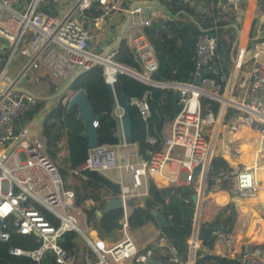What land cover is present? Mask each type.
I'll return each mask as SVG.
<instances>
[{
  "label": "built area",
  "instance_id": "2783aa9c",
  "mask_svg": "<svg viewBox=\"0 0 264 264\" xmlns=\"http://www.w3.org/2000/svg\"><path fill=\"white\" fill-rule=\"evenodd\" d=\"M244 1L223 0L228 9H236ZM93 3L103 11L92 20V28L96 32L112 22L109 15L113 10L130 16L133 33L126 42L140 59V71L116 62L117 46L104 50L91 46V25L85 27L83 23L86 21L85 11ZM143 14L142 3L121 7L119 0H0V42L10 46L6 59L0 58L3 63L0 69V218L3 221L0 241L8 240L6 229L9 225L14 226L18 233L34 234L39 240L34 249L11 248L12 254L25 255L35 264H74L73 256L59 245V240L69 231L78 232L90 249L79 251V264H146L154 259L157 248L161 246L167 250L166 264H193L195 251L200 245L197 238L198 208L196 225L187 238L188 259L184 261L163 236H159L152 247L139 249L127 235L125 215L121 221L124 237L118 241L108 243L92 234L83 209L74 204V190L61 174L60 162L46 152L42 138L17 125V120L37 102L33 93L22 88L21 81L28 71L41 66L47 68L53 77L67 79L75 70L80 72L101 65L105 82L111 86L117 81L118 74L128 73L145 84L178 91L181 109L171 122L168 135L160 140L151 135L147 137L150 144H159L147 151V157L137 156L132 162L131 154H121L99 144L88 147L85 161L78 170L70 171L75 174L85 169L100 174L110 169L124 171L125 178L122 176L118 181V197L122 200L123 210L128 199L133 197L136 200L146 194L140 191L142 179L165 177L174 185H186L195 180L199 169L207 175L212 156H220L212 138L228 107L234 108L236 113L229 124H223L225 132L221 143L226 145V153L232 160H237V164L234 167L228 164L229 172L220 169L215 185L221 181L232 182L236 196L243 200L256 198L264 189V60L249 61L239 81L242 93L235 95L233 85L221 90L214 78L204 76L202 72L215 55L216 39L200 31L196 35L193 70L194 79L201 76L199 83L155 81L151 75L158 63L153 46L143 32V27L150 24V18L142 17ZM18 49L26 61L16 75L6 77ZM237 59L233 61L239 69L244 60L241 58L238 64ZM26 65L29 67L24 70ZM228 83L229 80L225 85ZM202 95L219 102L217 113L211 109L202 112ZM131 103L138 107L143 119L149 116V105L145 99H133ZM113 115H120L118 109L113 111ZM94 125L97 127L98 121ZM123 145L125 143L120 138L119 146ZM170 163L175 166L166 177ZM91 203V199L86 200L85 207ZM253 222L259 224L264 222V218L255 214ZM216 241L228 248L235 243V239L223 233L218 234ZM48 256L51 260L43 262ZM237 256L242 262L264 263V237L261 242L241 241Z\"/></svg>",
  "mask_w": 264,
  "mask_h": 264
},
{
  "label": "trees",
  "instance_id": "16d2710c",
  "mask_svg": "<svg viewBox=\"0 0 264 264\" xmlns=\"http://www.w3.org/2000/svg\"><path fill=\"white\" fill-rule=\"evenodd\" d=\"M148 1V0H146ZM150 1V0H149ZM260 0H258L259 2ZM158 3L167 11L168 17L157 16L150 18V24L143 27V32L152 44L157 59V69L151 75L155 81L193 83L194 55L196 35L200 31L207 32L216 39V50L209 65L203 69V75L212 77L221 86L231 69V55L236 40L235 22L237 15L223 8L217 0H158ZM127 6L126 0L121 1V7ZM264 7V0L261 2ZM46 9V7H44ZM50 11H53L50 10ZM102 9L97 3L85 11V27L91 25L92 20L102 14ZM89 20V21H87ZM262 29L264 28L261 27ZM255 21L251 25L249 40H254ZM264 42V37L256 39ZM118 53L116 62L133 70L140 71L141 64L129 49L126 39H120L117 43ZM252 49V45L247 46ZM243 67V64L241 65ZM30 76L27 73V78ZM48 80V89L44 95L38 98L35 106L17 120V124L23 125L29 122L36 114L43 116L42 139L45 150L54 159L60 162V172L67 180V185L74 190V204L81 207L86 217V224L95 230L97 236L110 243L118 241L122 237V208L102 211L106 204L118 197L120 187L105 175L92 170H81L77 174L71 172L78 170L79 166L87 158V139L82 135L83 122L77 116V108L67 109V103L63 99L69 91L84 90L87 103L94 115L98 116L97 135L100 145H115L120 142L118 135V120L113 115V99L104 79L103 67L95 65L79 72L68 85L66 92L57 95V83L50 80L48 75H43ZM120 92L127 98L131 119L132 143L137 145L138 155L147 157V151L157 148L159 144L152 145L147 141L149 135L160 140L163 137L164 127L171 123L181 109L179 93L170 87H155L145 84L128 73L117 75ZM56 95V96H54ZM52 97L48 106V97ZM133 99H145L149 105L150 114L143 119L138 107L132 104ZM200 105L203 113L211 109L217 113L219 102L208 96H200ZM236 110L232 107L226 109L223 121L227 122L234 117ZM62 144V145H61ZM64 149L66 155L59 158L57 153ZM219 153L225 157L223 149ZM224 169L229 172L230 167L226 160L213 155L207 173V191H214L215 186L225 189L233 195L234 186L221 181L215 185L218 171ZM198 171V170H197ZM196 182L179 186L157 187L152 179H148L147 193L141 197V205L134 206L127 216L129 231L140 228L147 222L154 224L160 236L165 237L169 246L176 248L179 258L187 260L189 247L187 238L192 234L196 225L197 202L193 199L196 193ZM263 191V190H262ZM264 199V196L259 197ZM91 199L92 203L85 207V201ZM152 211L161 212L167 219L166 224H160ZM236 211L234 205L227 203L220 205L213 215H201L197 222V238L202 246L195 251L194 264H241L240 260L231 259L225 255L210 252L216 243L219 233L232 237L236 224ZM7 241H0V264H35L25 255H14L11 248L23 250L34 249L39 245V240L34 234L18 233L16 228L9 225ZM240 236L243 232L237 228ZM59 245L64 251L73 256L74 264H79V251H90L88 245L76 231L66 232L59 240ZM167 254L160 259L166 264ZM51 260L48 256L43 262Z\"/></svg>",
  "mask_w": 264,
  "mask_h": 264
},
{
  "label": "crops",
  "instance_id": "0c3cea01",
  "mask_svg": "<svg viewBox=\"0 0 264 264\" xmlns=\"http://www.w3.org/2000/svg\"><path fill=\"white\" fill-rule=\"evenodd\" d=\"M200 1L201 0H199V2ZM219 1H222L223 8L225 7V9L230 10L235 14L234 11L236 9H228L224 5L223 0H219ZM219 1H218V4H220ZM256 2H257V0H246L245 2L241 3L243 5L242 8L245 10H244V14H243L241 24L239 23V26L236 27L237 28L236 45L238 44L240 51L244 50V48L247 46V40H249V33H250V29H251V24H253V22L255 21L254 20L255 19V17H254L255 10L254 9L256 6ZM134 3H142V5L144 6V14L142 15V17H145V16L149 17V18L157 17V16L168 17L167 11L158 3V0H150V1L149 0L148 1L139 0V1H134L132 3L126 2L127 6H130ZM127 6H125V7H127ZM109 18L112 19V22L108 24V25L112 24L111 30H107V25H106L99 32H96L95 30L92 31L91 39L95 38L98 42V43H96V45H98L97 47L93 46L96 50H102V49L104 50V49H109L112 46H116L120 39H123V38L127 39L133 33L131 18L129 15H126V13L117 12V15H115V16L109 15ZM263 26H264V12L261 13V16H260L258 24H257V28L254 29V36H253L254 40L264 37V28L263 29L261 28ZM103 38H105V41H103ZM91 39H90V44L92 42ZM240 60H241V56H238V59H237L238 64H239ZM245 65H246V63H245ZM230 66H231V69H230L229 75L226 78H224L222 76L223 80H225V82H227L229 80V83L224 85V87H228V89H229L230 85H233L232 86L233 87V93L235 95H238V94L243 92V88L241 87L240 82H239L241 80L242 73H239V69H237L236 67H235L236 69H233L234 61L232 58H231V65ZM21 67H22V65L20 66L18 71H20ZM243 67H244V63H243ZM247 68H248V66H247ZM27 73H28V75L30 74V76L26 79L25 83L28 80H30V83H31L32 79H37V80L41 81L42 83H44V85H43L44 90H41V92L39 94L25 89L26 91L33 93L37 97V100H38V98L41 97L42 95H44L45 91H47V89H48V80L46 78H44L43 75H48L50 77L51 81L56 82L57 83V89L59 90V92H61L66 87L67 84L68 85L70 84L72 79L79 72L75 70L73 73L70 74V76L67 79H63L60 77L59 78L53 77L50 74L49 70L43 66H41L37 69H31ZM26 77H27V75H26ZM21 86H22V88L24 87L23 85H21ZM72 92L73 91H69L67 93V96H68V94H71ZM54 96H56V95H54ZM54 96L48 97V103H47L48 106L51 104L50 100ZM66 97L63 99V102H65ZM224 115H223V118H224ZM218 120H220V117ZM232 120H233L232 118L227 122H224L223 119L221 120L222 121L221 122L222 133L219 135V139L218 140L216 139L214 141L216 142V151H217L216 153L220 155L219 157L224 158L229 165L231 164L234 167L237 164V160H232L229 157V155L226 153L225 149H224V151L228 157H225L219 153V151L221 149H223V147H224V144L221 143L223 140V133L225 132V128H224L223 124H225V123L229 124ZM42 123H43V116L41 113H38L29 122H26L23 125H19V123H18L17 125H18V128L26 127L28 129V131L30 132V134L36 135V136H39L40 138H42V136H41ZM170 125H171V123L167 124L164 127L163 136H166L169 134ZM214 132H216V129ZM119 144H120V142L115 144V145H107V146H108V148H111L113 150L115 149L116 151H119L121 154H124V153L131 154L132 157L136 160L137 156H139V155L137 152V145L135 143L125 144L123 146H119ZM128 146H132L131 150H126L125 152H121L122 148H127ZM128 151H131V152H128ZM57 155L59 158H61V157L66 155V151L64 149H61L57 153ZM174 166H175L174 163L169 164L167 171L165 173L166 177L169 175V171L171 169H173ZM110 170H113V169H110ZM117 172H118L117 178H112L110 175H107L105 173H103V175H105L111 181L118 184L120 177L123 176V178H125V172L124 171L119 172L118 170H117ZM148 179H152V178L142 179V186L140 187V191L143 193H147ZM206 179H207V175H205L199 169V171H197V174L195 176V182L197 185L195 194H197V196H198L196 202H197V208L199 210V218L201 215H205V216L213 215L217 211V209L219 208L220 205H225L227 203H231L234 205L236 215H237L236 224H235L233 232H232L233 233L232 238L235 239L234 245L232 247L228 248V247L223 246L222 244H220L216 241L215 245L213 246V248L210 252H212L214 254H218V255H225L231 259L240 260L239 258H236V257H238L237 254L240 252V242L241 241L248 240V241H254V242H261L263 240V237H264V222H261L259 224L258 223L255 224L253 222V217L255 214H260L262 216V218H264V199L259 198V197H261L262 190L259 192V194L256 198L243 200V199H240L239 197L236 196L235 187H234L235 193L233 195H231L228 190L220 189L217 186H215L214 191H212V190L207 191L206 190V186H207ZM152 181L155 183V185L157 187L179 186V185H174L173 183L170 182V179H166L165 177L164 178H156V179L153 178ZM136 200L138 202L137 205H141V198H138ZM131 209L132 208H130V207H126L123 210L124 215L126 216V219H127V216L129 215ZM236 225H237V228L243 232L240 236H238V234L236 232ZM92 234L97 235L95 230H92ZM127 235L136 243V245L141 250L152 247L157 242V238L160 236L158 230L156 229L154 224H152L151 222L145 223L140 228H138L134 231L127 230ZM122 237H124L123 232H122ZM106 242L110 243L107 240H106ZM199 248L203 249L204 251H208L206 248H204L202 246L201 242H200ZM166 254H167V250L164 246L158 247L156 250V255L154 256L153 261H156V262H159L160 264H162L160 259L162 257H164V255H166ZM240 262H241V264H250L249 263L250 261L242 262L240 260ZM261 264H264V263L262 262Z\"/></svg>",
  "mask_w": 264,
  "mask_h": 264
},
{
  "label": "water",
  "instance_id": "95a60500",
  "mask_svg": "<svg viewBox=\"0 0 264 264\" xmlns=\"http://www.w3.org/2000/svg\"><path fill=\"white\" fill-rule=\"evenodd\" d=\"M94 2H97V0H94ZM237 40L234 42L232 51L234 49V46L236 45ZM134 52V51H133ZM135 58L138 62H140V59L136 53ZM252 59H262L264 60V51L256 49L253 51L250 55V57L244 61V63H248ZM28 65L25 66V69H28ZM83 71V70H81ZM80 71V72H81ZM27 77L24 76L23 80L21 81V85H25ZM201 80V76L197 77L194 80V83L197 84ZM108 85L110 96L113 99V105L112 109L113 111L119 110L120 115L116 116L118 120V135L119 137L124 141L125 144H131L132 138H131V119L129 114V105L127 98L120 92L118 82L115 81L113 85ZM68 89V84L66 87L59 92L57 95H61L62 93L66 92ZM65 102L67 103V109L77 108V116L79 119L83 122V131L82 135L86 137L87 139V146L88 147H95L99 145L98 141V135H97V127L94 125V122H97L99 117L94 115L92 112L91 107L86 101L85 98V92L82 89H79L75 92H72L71 94H68V96L65 99ZM198 198L197 194L193 195V199L196 201ZM138 204L137 200L135 198H130L125 202V205L127 207L133 208ZM122 208L123 209V203L120 197L115 198L114 200L108 202L106 206L103 208L102 211H97V214H101L104 212H107L109 210ZM152 214H154L158 222L160 224H166L167 219L165 216L159 212V211H152ZM2 219L0 218V225L2 224ZM146 264H160L159 262L148 260Z\"/></svg>",
  "mask_w": 264,
  "mask_h": 264
},
{
  "label": "rangeland",
  "instance_id": "374dc122",
  "mask_svg": "<svg viewBox=\"0 0 264 264\" xmlns=\"http://www.w3.org/2000/svg\"><path fill=\"white\" fill-rule=\"evenodd\" d=\"M120 1L121 0H119V3H121ZM134 1H139V0H126V2H128V3H132ZM219 2H220V4H223L222 1H219ZM261 2H262V0H260L259 2L257 0L256 6H255V9H254L255 10V13H254L255 28H257V24H258L259 18L261 16V13L264 12V7H261ZM242 7H243V5L241 4L234 11L235 14L237 15V19H236V22H235V27L239 26V23L241 24V22H242L244 10H245ZM111 15L112 16L117 15V11L113 10L111 12ZM111 26H112V24L111 25H107V30H111ZM91 41H92L91 42V46H95V47L98 46V45H96V43H98V42H97V40L95 38H92ZM103 41H105V38H103ZM255 41L256 40H247V46L249 44H250V46L252 45V49L248 48L247 46L244 48V51L242 52L243 55L241 56V58L244 61L247 60L250 57L251 53L254 50L261 49V50L264 51V42H261V41L260 42L259 41L255 42ZM2 50H5V52L2 53L1 52ZM9 51H10V46L6 42H0V58L5 60L6 57L8 56V54H9L8 53ZM239 54H240V49H239L238 44H237L236 45V51H235L234 54H232V59L238 58ZM25 61H26V57L24 55H21L20 52H19V49H18L17 52L15 53V57L13 58L12 62L10 63V65H9V67L7 69V72H6L5 76L9 77V78H12L14 75H16V73L18 72V69L20 68L21 65H23V63ZM2 64L3 63L0 62V69L2 67ZM247 66H248L247 63H246V65L244 63V67L240 66L239 73H243L244 71H246L247 70ZM233 69H236L235 68V63H234ZM43 85H44V83H42L41 81H39L37 79H32L31 83H30V80H28L25 83L23 89L30 90L32 92H35V93L39 94L41 92V90H44ZM232 119H234V117ZM215 129H216V132H214L215 135L213 136L212 139L213 140H216V139L218 140L219 139V135L222 133V126L221 125L220 126H216ZM207 130H208V127L204 129V132H206ZM131 147L132 146H128L127 148H122L121 152H125L126 150H131ZM114 151L117 152L115 149H114ZM128 152H131V151H128ZM131 161L132 162L135 161V159L132 156H131ZM104 173L107 174V175H110L112 178H117V174H118L117 170H115V169H113V170H105ZM249 263L250 264H261L262 262H259V263L255 262L254 263L253 261H250Z\"/></svg>",
  "mask_w": 264,
  "mask_h": 264
},
{
  "label": "bare ground",
  "instance_id": "6f19581e",
  "mask_svg": "<svg viewBox=\"0 0 264 264\" xmlns=\"http://www.w3.org/2000/svg\"><path fill=\"white\" fill-rule=\"evenodd\" d=\"M224 149H226V145H224V147H223V153L227 156V154L225 153ZM261 196L262 197L264 196V190L261 192Z\"/></svg>",
  "mask_w": 264,
  "mask_h": 264
}]
</instances>
